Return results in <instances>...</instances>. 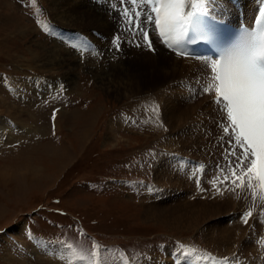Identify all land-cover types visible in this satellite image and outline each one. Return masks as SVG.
<instances>
[{"label": "rangeland", "instance_id": "obj_1", "mask_svg": "<svg viewBox=\"0 0 264 264\" xmlns=\"http://www.w3.org/2000/svg\"><path fill=\"white\" fill-rule=\"evenodd\" d=\"M93 2L98 7L89 14L83 0H0V126L5 132L9 122L16 126L12 133H3L9 143L0 141V174L7 175L0 176V264H156L167 252L182 250L204 257H210V250L207 264L227 261L228 255L210 249L206 225L242 212L222 201L206 203L191 192L197 188L198 175V162L187 153L195 139L189 134L194 118L182 103L181 81L173 80L176 76L170 77L167 70L165 76L153 73L169 66V57L157 67L154 61L143 66L149 53H133L138 33L129 31L121 15L124 7L133 5H121L120 0ZM106 2L112 6L109 17L98 11ZM145 5L140 7L148 13L151 6ZM75 15L92 17L88 34H76L82 26ZM144 19L142 15L141 22ZM45 24L50 31L44 30ZM150 32L149 27L153 42ZM78 37L89 48L83 53L74 49L75 63L71 43ZM154 47L158 54L160 48ZM44 49H52L47 57ZM96 53L97 65H91ZM83 59L87 66L81 64ZM74 66L76 71L69 70ZM49 69L58 76L49 77ZM68 71L75 81L82 77L78 88L55 89ZM173 83L176 89L170 94ZM23 115H30L29 121L18 123ZM203 152L214 161L208 150ZM216 173L213 167L207 174ZM230 186L229 182L226 188L231 190ZM161 194L171 197L158 205L167 206L162 210L187 207V218L179 226L148 216L149 208L163 200ZM161 209L156 210L163 213ZM199 220L206 225H198ZM256 243L258 239L249 238L244 247L254 249ZM174 252L172 262L182 255Z\"/></svg>", "mask_w": 264, "mask_h": 264}, {"label": "snow or ice", "instance_id": "obj_2", "mask_svg": "<svg viewBox=\"0 0 264 264\" xmlns=\"http://www.w3.org/2000/svg\"><path fill=\"white\" fill-rule=\"evenodd\" d=\"M120 3L133 5L132 8L124 7L121 15L129 31L138 33L149 51H155L148 28L153 25L162 42L176 55L192 56L210 65L209 83L202 88L201 94L215 93L214 102L221 113L222 131L229 136L228 147L223 154L227 163L222 166L217 162V175L210 183L218 192V181L224 182L226 187L230 182L231 190L247 187L254 201L258 186L259 199L264 201V7L255 17L254 28L242 26L238 36L225 43L215 34L214 27L201 20L195 11L204 0H120ZM144 4L151 6L148 13L140 7ZM142 15L145 17L143 22ZM44 30L50 31V25L45 24ZM198 42L212 47L215 57L191 53L189 47ZM136 46L141 47V44L137 42ZM71 47L83 53L89 45L78 40L71 43ZM115 47L120 50L119 43ZM60 88L66 90L62 83ZM52 118L55 121V111ZM195 167L200 169L203 166ZM195 182L200 191L206 190L201 187L198 175ZM252 216L253 210L249 209L242 214L241 220L247 225ZM92 255L98 256V251H93ZM174 264H179V260Z\"/></svg>", "mask_w": 264, "mask_h": 264}, {"label": "bare ground", "instance_id": "obj_3", "mask_svg": "<svg viewBox=\"0 0 264 264\" xmlns=\"http://www.w3.org/2000/svg\"><path fill=\"white\" fill-rule=\"evenodd\" d=\"M90 1H92L93 5L91 4V2H88L87 0H83L84 6H88L89 5L88 6L89 10L88 11L86 10V12L89 13V14L93 13V11L95 10L94 7H98L97 5L94 4L93 0H90ZM105 4H106L105 8L99 7L98 11L100 12L101 16H104L103 13H105L109 17V12L108 11L112 10V8H111L112 6L110 7L108 2H106ZM261 7H264V0H204V3L201 4L200 8L196 9L195 11L208 12V13L214 15L215 17L221 19V20H226L228 22L232 21V22L241 24V23H244V22H246V23H248V22L250 23L251 22L252 23L254 21L255 17L258 15L259 9ZM189 10H191V5L189 7ZM75 17L79 19L78 23L80 24V26H82L80 31H76V34L78 36H80V35H82L84 33L88 34V31L92 28V25H93L92 17L87 18L86 16H83V15L80 16V17L75 15ZM68 22H70V21H68ZM71 22H73V21H71ZM151 26H153V25H149L148 28L150 27V29H151L150 33H151V35L153 37V42L152 43L157 48L158 47L160 48V52H158V54H157L155 52L156 49H155L154 46H153V48L155 49V51H149L147 49V47L144 45L142 37L138 34V41L137 42L141 44V47H138L137 50H134V48H133V53L137 54V55H141L143 52H148L149 53V56H145L144 61H143L144 63L142 62L143 66H144L145 63L149 64L148 62L154 61L156 63L153 64V66L157 67L158 66V61H160V60L166 61V60H168L167 58L169 57V59H170L169 66L163 67V68H155V69H160L161 71H153V73L156 74V75H159L160 73H158V72H161L163 74V76H165L164 75L166 73L165 70H167V73L169 74L170 77L172 75L176 76V77H174L173 80H176L177 83H179L180 81H181L180 83H182V84L178 85V87L180 85H182L183 89L185 91L184 97L182 99V103L183 104L185 103L186 107L188 106L187 107L188 109L190 108L191 113H192L191 115L194 118V121H192L193 124H191V127H190V133L189 134L190 135H195L194 136L195 139H193V141L195 143L194 142L191 143L192 140H190L191 141L190 142V148H188V152L187 153L191 157V160H192L193 163H197L198 162L197 165H202L203 166L202 168L198 169V176L200 177V185H201V187L206 188L205 192L200 191L198 188H196V190L193 189L191 192H196L197 194H199L200 197L203 198V201H205L206 203L222 201V203H226L229 206H230V204L238 206L240 208V210H241V211L240 210L239 211L242 212L241 214H243L244 212L248 211L249 209L253 210V216L250 218V220H249L247 225H245L242 222V220H241L242 216H240V215L239 216L237 215L236 217H233V218L226 217V218L222 219L219 222H215V223L212 222L210 224L208 223L207 225L206 224H201V221L199 220L198 225L200 224V225H203V226H205V225L207 226L206 230L209 231L208 232V234L210 236L209 239L211 240V243H209L210 249L212 251H214V252L216 251L218 253L223 254V256L228 255V256L224 257V258L228 257L227 258L228 262L226 260L225 261H218L219 264H264V201H261L259 199L258 186H257V196L255 198V201L253 200V196H252L251 192L247 189V187H245L243 190H241L239 188H236L235 190L231 191L230 189H227L226 187H222L219 184V185H217V187H219V189H225V190H228V191L227 192H219L218 193L216 190H214L213 185L210 183V181L217 175V173L215 174L214 177H211L210 175L208 176V174H207L209 168H213V167L216 168L215 162H220L222 166L226 165L227 162L223 159V154L225 153V149L228 147V143L227 142L229 140V136H225L223 134V131H222L223 124H222L221 113L219 112L218 105L214 102L215 93L212 92L210 94H201L202 93V88L207 86V84L209 83L210 65L206 64L204 60L194 59V58H192V56H189V57L185 58L183 56L176 55V53L174 51L170 50L162 42V40L159 37L158 32L153 30L154 26L153 27H151ZM59 31H62V30H59ZM90 37L91 36H89V38ZM54 38H55L54 43H56L57 48H58V43L61 42V40L59 38L57 30H56ZM105 38H107V36L103 35V39H105ZM78 39L80 40V37H78ZM104 41H108V40H104ZM94 42H96V39H92L91 42H90V47L92 49H94L93 48V44H92ZM99 47L102 48V46H99ZM51 50L48 51V50L44 49L46 57L51 52ZM53 50H57L58 51V49H53ZM69 51L70 50H68V52ZM189 51L191 53H193L195 56L213 58V56L204 47H202L199 44L191 45L189 47ZM71 53H72V59L76 63L77 62L76 61L77 58L74 57V55L76 56V54L74 52V49L72 50ZM80 53H82V52H80ZM97 53H99V52H97ZM97 53L95 54L96 56H97ZM159 53H160V55H159ZM95 55L93 54V56H95ZM93 56H91V57H93ZM98 57H100V56H97L96 58H90V64L91 65H97V60H98L97 58ZM80 62H81L82 65H86V63H87V61L85 59L81 60ZM49 63H50V61H49ZM124 63H125V61H124ZM151 64H149V66H151ZM170 64H171V66H170ZM45 65H47L46 62L44 63V66ZM78 67L80 68V71H81L80 65ZM74 68L76 69V67L74 66L73 68H71L69 70L76 71ZM163 71L165 73H163ZM47 73H48L47 75L49 77H57L58 76V74L56 73V75H55L54 72L51 71V69H49V71ZM61 78L63 79V83L66 84V91L70 92L72 90L71 87L73 85H76L77 88H78V82L81 81L82 77L79 76L77 81H75V77L72 76L71 73L68 71V72H65V77L61 76ZM123 80L124 79H122V83H125ZM50 87H51V85H50ZM67 88H68V90H67ZM109 88L111 89L110 86H109ZM171 89H176V84L175 83L171 84L170 90ZM163 92H165V90H163ZM166 92H167V90H166ZM171 93H172V90H171L170 94ZM174 94H175V91H174ZM126 96H128V95H126ZM162 96H164V95L162 94ZM171 96H173V95H171ZM173 98H175V97H172V99ZM159 99L160 98H158V100ZM174 100H172V101H174ZM163 103L164 102H162V104ZM174 103L176 104V102H174ZM165 105H166V103L164 104V106ZM166 107H167V105H166ZM173 107H177V106H173ZM178 107H179V105H178ZM170 109H172V107ZM177 111L178 110L176 109L175 112H177ZM24 112H25V110H24ZM170 112H172V111L170 110ZM170 115H172V114H170ZM1 122H0V125H1ZM0 127H1L0 130H2L3 127L2 126H0ZM233 143H234V141H233ZM205 149L208 150L207 153L210 152V154H212V157L214 158V161H212L211 159H209L208 156H206L205 152H203V150H205ZM237 152H239V149H237ZM193 153H195V154L194 155H190V154H193ZM196 172H197V170H196ZM4 175H5V173H4ZM6 177H7V175H6ZM158 178H160V177H158ZM179 181H181V180H179ZM222 183H224V182H222ZM161 195H162L163 200L160 198V200L158 201L159 204H155V206L152 205L149 208L150 212H149V210L147 211L149 213L148 216L149 217L151 216V218L155 219V220H161V218H162V222L165 225H169L170 226V225L177 224L179 226L180 223L184 221V218H187V216H186L187 207L181 205V208H179V207H177L176 209H168L167 208L168 210L164 211V210L161 209V207L165 208L167 206H158V205H162V203H168L167 201L169 199H171V197L168 196V197L165 198L164 194H161ZM169 195H170V193H169ZM193 196H194V194H193ZM176 200H177V198H176ZM181 202H183V201H181ZM207 205H208V207L211 206L209 204H207ZM156 206H158V207L156 208ZM176 206H180V204L179 205L176 204ZM159 207L163 211V213L158 212L156 210V209H159ZM212 208H213V206H212ZM226 208H227V206H226ZM211 211L214 212L213 209ZM231 211H232V209H231ZM239 211H237V213ZM235 213H236V211H235ZM205 217H207V216H205ZM215 218H217V217H215ZM197 229H198V227H197ZM203 229H205V228H203ZM258 233H261V237L260 238L257 237ZM253 237L258 239V243H256V245L254 246V249H250L249 247L248 248L244 247V245H246L244 243L246 241H248L249 238H253ZM172 252H174V251L167 252V256H166L165 259L162 258L161 260L156 261L155 263L156 264H174V261H176V259H178L179 260V264H194L195 260L197 258V257H194V258L191 259V258L185 257L184 255H181V256H177L176 259H174L173 262H172ZM221 258H223V257H221ZM199 263L207 264L206 261L199 262ZM212 264H215V263H212Z\"/></svg>", "mask_w": 264, "mask_h": 264}, {"label": "crops", "instance_id": "obj_4", "mask_svg": "<svg viewBox=\"0 0 264 264\" xmlns=\"http://www.w3.org/2000/svg\"><path fill=\"white\" fill-rule=\"evenodd\" d=\"M5 109H6V111H7L8 114L11 113L9 107H5ZM23 111H24V110H23ZM25 111H26V110H25ZM37 115H38V113H37ZM23 117H25V119H24V118L20 119V118L18 117V120H19V121L17 120V122L19 123V122L21 121L20 123H27V122L29 121V119H28L27 116H24V115H23ZM17 122H16V123H17ZM22 133H23V132H22ZM22 133H20V134L22 135ZM16 136H17V135H16ZM10 145H11V144H10ZM10 149H11V148H10ZM10 149H9V150H10ZM27 170H28V168H27ZM0 175H1L2 178H3V177L6 178V175H4V176H3L2 174H0Z\"/></svg>", "mask_w": 264, "mask_h": 264}]
</instances>
